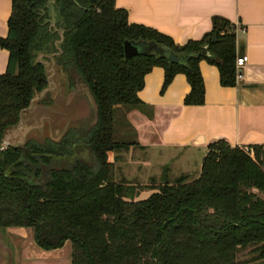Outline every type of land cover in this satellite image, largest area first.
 <instances>
[{
    "label": "trees",
    "instance_id": "1",
    "mask_svg": "<svg viewBox=\"0 0 264 264\" xmlns=\"http://www.w3.org/2000/svg\"><path fill=\"white\" fill-rule=\"evenodd\" d=\"M10 4L7 35L0 37V47L8 51L0 74V229L29 230L46 252L69 242L70 264H264V145L244 149L214 142L197 179L164 178L142 200L132 199L138 196L134 185L115 181L108 161L110 152L136 145L115 139L116 108L142 106L138 92L154 66L163 68L162 90L184 74L190 86L185 105L204 102L201 60L217 67L222 86L237 85L235 58L242 53L235 26L214 16L209 32L178 45L164 33L129 22L115 0ZM125 40L153 41L185 60L125 58ZM49 55L69 90L78 84L87 88L94 122L68 127L57 142L29 139L2 148L7 129L48 86L40 57ZM43 102H51L48 95ZM80 149L88 151L91 163L78 159L70 168H54V158Z\"/></svg>",
    "mask_w": 264,
    "mask_h": 264
},
{
    "label": "crops",
    "instance_id": "2",
    "mask_svg": "<svg viewBox=\"0 0 264 264\" xmlns=\"http://www.w3.org/2000/svg\"><path fill=\"white\" fill-rule=\"evenodd\" d=\"M115 4L127 10L129 22L164 33L178 45L199 40L211 30L212 18L220 16L235 26L237 49L248 57L243 79L234 86H222L217 67L200 61L204 84L201 105L183 103L190 86L182 73L162 90L164 71L154 66L138 92L142 106L120 109L121 119H117L119 135L125 134L128 142H135L129 148L139 152L131 159V168L196 175L187 181L191 182L198 178L210 144L224 141L239 148L264 145V0H115ZM10 10V0H0L1 38L7 35ZM7 59L8 51L0 47V74L6 69ZM116 158L115 152L108 154L114 165ZM115 168L120 167L117 164ZM126 179L115 181L130 184L138 180ZM22 230L12 228L7 232ZM67 255L69 251L62 260L60 256H46L37 264H70Z\"/></svg>",
    "mask_w": 264,
    "mask_h": 264
},
{
    "label": "rangeland",
    "instance_id": "3",
    "mask_svg": "<svg viewBox=\"0 0 264 264\" xmlns=\"http://www.w3.org/2000/svg\"><path fill=\"white\" fill-rule=\"evenodd\" d=\"M54 16L55 15H52V17ZM143 50H147V48L144 47ZM40 59L46 64L48 70L47 74L51 80V90L44 95H38L33 107L28 110L24 116V118L26 117L25 120L28 121V131L23 134V141L29 139L42 141L49 138L51 135L57 137V135L54 134L55 129H58L60 133L61 129L64 127L77 126L85 128L90 126L95 119V106L88 90L81 84H78L75 89L69 90L65 74L55 64L54 59L50 55L47 57L41 56ZM46 95L50 98V103L43 102L44 96ZM118 109H120V107L116 108V120L119 118L121 119ZM117 111L119 112L118 115ZM51 129L53 133H50ZM123 135L125 134L119 135V123L116 121L115 139L117 141H129L128 138L123 137ZM20 141L22 140L20 139ZM115 153L119 157L118 159L116 158L115 165L117 166L118 164V168L120 167L119 170L115 168V179L117 181L121 178H127L126 180L128 181L133 178L138 179L130 183L135 185V190L138 193L137 197L136 194L134 195V198H132L133 200L145 199L149 194V187L161 185L164 178H167L169 182H173L175 178L180 176V174L177 176L170 174V172H168L169 170L162 171L160 169V172H158V169H153L147 172H141V170L134 169V167L131 168L129 165L132 163L133 157L135 156L136 158V155L139 154L134 148H128ZM78 159L91 163V157L88 151L86 149H80L71 157L54 158L53 166L56 169L70 168L73 162ZM108 161L113 164L112 159H108ZM161 172L162 176L160 177L159 175ZM188 176V180L196 177V175ZM149 177L151 179H148ZM65 245L66 246H63L57 253L50 251L46 252L39 249L34 244L32 234L29 230L25 229V231L22 230L16 233H9L7 229H0V264H37V260L41 258L44 259L46 256H51L52 258L60 256L62 260L64 259L62 257L66 255V251H71L70 243L67 242ZM65 257L70 259V255ZM67 261L69 262V260ZM49 262V264H57L53 261Z\"/></svg>",
    "mask_w": 264,
    "mask_h": 264
},
{
    "label": "water",
    "instance_id": "4",
    "mask_svg": "<svg viewBox=\"0 0 264 264\" xmlns=\"http://www.w3.org/2000/svg\"><path fill=\"white\" fill-rule=\"evenodd\" d=\"M144 47H146L147 50H143ZM123 52H124L125 58H130V57L136 56L138 54H151V55H155L157 57H166L167 61H169L171 63L180 64V63H183L185 60L184 56H181V55L174 53L168 47L155 44V42H153V41L133 42V41L125 40L123 43ZM44 65H45L46 73H47L48 70H47L46 64L44 63ZM47 78H48V86L43 91H41L39 94L34 95V97L32 98V100L30 102V105L28 106V108H26L25 110H23L20 113V118H19L18 123L7 129V131L3 137V140H2V148L7 147V146L17 148V147L23 146V144L26 142V141H23L24 140L23 134L26 131H28V129H27V126H28L27 122L28 121L25 120L26 117L24 118V116L26 115L27 111L33 107V104H34L35 100L37 99L38 95H40V96L44 95L46 92L51 90V87H50L51 80H50V77L48 74H47ZM91 100L93 101L92 97H91ZM93 103H94V101H93ZM94 106H95V104H94ZM67 128L68 127L62 128L60 133L58 132V129L53 128V129H55L54 134L57 135V137H54V135H51L49 137V139H51L52 141H56V142L59 141L61 139V137L63 136V134L66 132ZM50 133H53L52 129H51ZM55 138H58V139H55ZM20 139L22 141H20Z\"/></svg>",
    "mask_w": 264,
    "mask_h": 264
},
{
    "label": "built area",
    "instance_id": "5",
    "mask_svg": "<svg viewBox=\"0 0 264 264\" xmlns=\"http://www.w3.org/2000/svg\"><path fill=\"white\" fill-rule=\"evenodd\" d=\"M248 60L246 54H239L235 58V81L238 84L243 79V68Z\"/></svg>",
    "mask_w": 264,
    "mask_h": 264
}]
</instances>
